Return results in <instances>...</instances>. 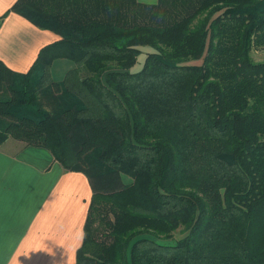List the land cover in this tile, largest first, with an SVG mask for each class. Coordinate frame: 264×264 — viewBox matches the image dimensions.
<instances>
[{
    "label": "trees",
    "instance_id": "trees-1",
    "mask_svg": "<svg viewBox=\"0 0 264 264\" xmlns=\"http://www.w3.org/2000/svg\"><path fill=\"white\" fill-rule=\"evenodd\" d=\"M11 10L61 37L27 72L0 60V145L45 146L88 175L77 264H264V0ZM61 57L75 66L55 81Z\"/></svg>",
    "mask_w": 264,
    "mask_h": 264
},
{
    "label": "crops",
    "instance_id": "crops-1",
    "mask_svg": "<svg viewBox=\"0 0 264 264\" xmlns=\"http://www.w3.org/2000/svg\"><path fill=\"white\" fill-rule=\"evenodd\" d=\"M17 0H0V60L27 72L46 45L60 39L23 14ZM75 64L53 61L52 80L60 81ZM88 175L66 169L42 145H0V264H77L93 196Z\"/></svg>",
    "mask_w": 264,
    "mask_h": 264
},
{
    "label": "rangeland",
    "instance_id": "rangeland-1",
    "mask_svg": "<svg viewBox=\"0 0 264 264\" xmlns=\"http://www.w3.org/2000/svg\"><path fill=\"white\" fill-rule=\"evenodd\" d=\"M142 2H148V3H152V2H155L156 0H140ZM148 48H145L144 51L142 52V54L139 56V60H138V63L136 64V66L134 67L135 70L137 69H140L142 64H143V61L145 59V55H146V51H147ZM251 56H252V59L256 62H260V61H264V48H259V49H253L252 52H251ZM51 76V75H50ZM47 107H49V103L46 104ZM122 184L123 183H126L128 181H130L131 179L128 177V176H122ZM121 185V184H120ZM117 184V182L115 181L114 184L110 187V188H116L118 186H120ZM95 226H99V220L95 223ZM103 230V227L101 229V231ZM101 231H99L97 233V235H101ZM184 234L182 233V230L179 229L175 232V237L173 240H170V241H167V242H173L175 239H178L180 237H182Z\"/></svg>",
    "mask_w": 264,
    "mask_h": 264
}]
</instances>
